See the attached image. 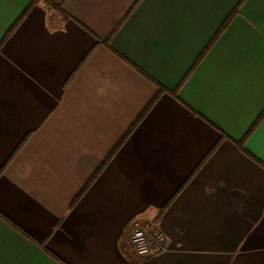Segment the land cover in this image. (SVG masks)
I'll return each mask as SVG.
<instances>
[{"label": "crops", "instance_id": "1", "mask_svg": "<svg viewBox=\"0 0 264 264\" xmlns=\"http://www.w3.org/2000/svg\"><path fill=\"white\" fill-rule=\"evenodd\" d=\"M0 264H264V0H0Z\"/></svg>", "mask_w": 264, "mask_h": 264}, {"label": "built area", "instance_id": "2", "mask_svg": "<svg viewBox=\"0 0 264 264\" xmlns=\"http://www.w3.org/2000/svg\"><path fill=\"white\" fill-rule=\"evenodd\" d=\"M127 240L137 259L158 256L166 249V237L154 223L130 228Z\"/></svg>", "mask_w": 264, "mask_h": 264}, {"label": "trees", "instance_id": "3", "mask_svg": "<svg viewBox=\"0 0 264 264\" xmlns=\"http://www.w3.org/2000/svg\"><path fill=\"white\" fill-rule=\"evenodd\" d=\"M222 30V28L219 30V32ZM164 90H166L165 88H163L162 86L159 85V88L157 90V92L155 93V95L149 100V102L145 105V107L142 109V111L139 113V115L136 117V119L133 121V123L129 126V128L127 129V131L125 132V134L119 139V141L115 144V146L111 149V151L107 154V156L103 159V161L97 166V168L95 169V171L93 172V174L90 176V178L87 180V182L85 183V185L83 186V188L81 189L80 193L73 199V202H75V200L78 198V196L80 194H83L85 192V190H87V188L91 185V183L96 179V177L99 175V173L103 170V168L106 166V164L110 161V159L112 158V156L115 154V152L118 150V148L123 144V142L126 140V138L128 137V135L135 129V127L137 126V124L140 122V120L142 119V117L145 115V113L149 110V108L153 105V103L157 100V98L159 97V95L161 93L164 92ZM172 93H175L174 91H171ZM262 116V115H261ZM256 124V123H255ZM254 127V126H253ZM253 127H251V129H249V131L247 132L246 135H248L251 130L253 129ZM245 135V137H246ZM222 136V135H221ZM245 137L241 140L235 141V144L239 147V149L241 151H243L244 153L251 155L249 152H247L245 150V148L243 147V143H244V139ZM217 144V143H216ZM216 144L210 149L209 154L215 149ZM190 178V177H189ZM189 178L187 180H189ZM187 181H185L183 183V185H181L177 191L174 193V195L180 191L185 183ZM173 195V196H174ZM172 196V197H173ZM72 202V203H73ZM167 207V205H164L163 207H161V209L159 210V214L158 216L161 215L162 211ZM157 216V217H158Z\"/></svg>", "mask_w": 264, "mask_h": 264}]
</instances>
